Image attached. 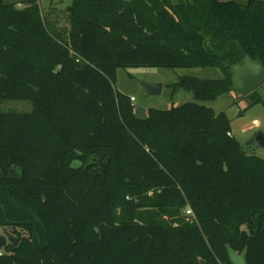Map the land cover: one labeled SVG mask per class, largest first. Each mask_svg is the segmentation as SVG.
Masks as SVG:
<instances>
[{
	"label": "trees",
	"instance_id": "trees-1",
	"mask_svg": "<svg viewBox=\"0 0 264 264\" xmlns=\"http://www.w3.org/2000/svg\"><path fill=\"white\" fill-rule=\"evenodd\" d=\"M69 23L0 0V102L33 106L0 112V229L20 240L0 264H232L227 246L264 264V159L241 153L226 113L189 102L140 120L116 89L119 68L202 67L223 77L173 95L234 91L235 65H264V1L73 0ZM165 190L197 220L173 227L185 202Z\"/></svg>",
	"mask_w": 264,
	"mask_h": 264
},
{
	"label": "rangeland",
	"instance_id": "rangeland-1",
	"mask_svg": "<svg viewBox=\"0 0 264 264\" xmlns=\"http://www.w3.org/2000/svg\"><path fill=\"white\" fill-rule=\"evenodd\" d=\"M7 3H14L18 8H24L30 0H5ZM73 0H38L45 20L50 24L51 29L60 31L63 35L68 34L70 30L69 11ZM178 4L181 0H172ZM187 1V0H183ZM228 2L231 0H219ZM264 1V0H263ZM183 77H194L205 80H218L223 77L222 72L216 68H119L117 72L116 89L133 98V105L140 106L146 110H170L173 107H180L189 102L199 103L213 109L217 114L226 113L230 123L232 134L241 146H243L257 131H264V103L254 104L259 99V94L264 100V86L258 93H251L247 96H241L232 91L228 94L218 97L209 102H200L195 100L192 92L179 91L173 95L172 85L178 83ZM142 83L162 84L163 90L160 95H149ZM33 106L26 101H4L0 102V112L3 113H30ZM258 157L264 159V148L257 152ZM80 166V162L75 161L73 167ZM162 189L148 190L142 194L150 200ZM168 198V204L180 205L181 201L185 205L181 207L179 215L171 219L165 218L174 223L173 227L186 225L197 220L193 208L184 198L181 190H165ZM138 201L130 196L126 200ZM146 209V207H142ZM117 214L121 211L120 205L117 208ZM192 210V215L188 211ZM120 214V213H119ZM3 229H0V234Z\"/></svg>",
	"mask_w": 264,
	"mask_h": 264
},
{
	"label": "water",
	"instance_id": "water-1",
	"mask_svg": "<svg viewBox=\"0 0 264 264\" xmlns=\"http://www.w3.org/2000/svg\"><path fill=\"white\" fill-rule=\"evenodd\" d=\"M231 73L233 75L234 91L241 96H247L264 86V65L260 60H253L247 56L243 64L235 65ZM149 95H160L163 90L162 84L142 83ZM136 117L140 120L146 119L148 110L135 106ZM264 148V131H257L243 146L241 153L246 155H256L258 151ZM20 240L15 238L8 230L3 229L0 234V248L8 244L14 247L19 245ZM228 256L232 264H248L246 252L239 253L227 246ZM200 264H208L200 260Z\"/></svg>",
	"mask_w": 264,
	"mask_h": 264
},
{
	"label": "built area",
	"instance_id": "built-area-1",
	"mask_svg": "<svg viewBox=\"0 0 264 264\" xmlns=\"http://www.w3.org/2000/svg\"><path fill=\"white\" fill-rule=\"evenodd\" d=\"M131 100L133 101V98H132ZM229 136L232 137V134L229 133ZM192 212H193L192 210H189V211H188V214H189V215H192ZM1 256H3V252L0 250V257H1Z\"/></svg>",
	"mask_w": 264,
	"mask_h": 264
}]
</instances>
